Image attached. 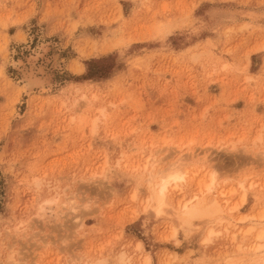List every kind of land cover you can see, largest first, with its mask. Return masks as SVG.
Listing matches in <instances>:
<instances>
[{"label":"rangeland","instance_id":"obj_1","mask_svg":"<svg viewBox=\"0 0 264 264\" xmlns=\"http://www.w3.org/2000/svg\"><path fill=\"white\" fill-rule=\"evenodd\" d=\"M35 1L0 0V264H264V0Z\"/></svg>","mask_w":264,"mask_h":264},{"label":"bare ground","instance_id":"obj_2","mask_svg":"<svg viewBox=\"0 0 264 264\" xmlns=\"http://www.w3.org/2000/svg\"><path fill=\"white\" fill-rule=\"evenodd\" d=\"M55 58V57H53ZM55 64V63H53ZM39 67V66H38ZM40 68V67H39ZM38 68V69H39ZM36 70V71H39V70ZM29 70V69H28ZM26 70V71H28ZM42 70V69H40ZM25 71V69H24ZM35 72V71H34ZM34 72H27V73H21V75L23 74L24 75V78L26 80V89H28V91H30L31 89L33 88H41L43 89V86L44 85H47L46 83V80L42 77H39L37 76ZM42 72L40 71V74ZM42 75V74H41ZM40 75V76H41ZM23 77V76H22ZM48 77V76H47ZM46 78V76H45ZM23 79V78H22ZM24 80V81H25ZM25 84V83H24ZM46 87V86H45ZM24 89V88H23ZM32 91V90H31ZM26 92V91H25ZM28 93V92H27ZM26 94V93H25ZM155 163V162H154ZM204 166V165H203ZM147 167V164H144L143 168L146 169ZM204 168L207 170V167L204 166ZM181 169V168H180ZM179 167L176 168L175 166L173 168H169L167 169L166 171H160V172H153V165L151 166V169L147 172V177H149L147 179V181L149 182V184H151L150 188L152 190V193L153 194V197H154V200H155V203H156V206L157 207H160L164 204V200H165V195H166V192L169 191L168 188L170 186V184H174V188H180L182 183L185 182V175L182 171H180ZM209 169V168H208ZM145 172V171H143ZM142 172V173H143ZM199 172V171H198ZM158 176L160 178V181L159 182H156V183H153V180L155 179V177ZM196 176V175H195ZM206 175H204V178H205ZM244 181V180H243ZM212 183V179L210 181ZM243 183V182H242ZM241 182L239 183L240 185V188L241 189H244L245 187L243 186ZM213 184V183H212ZM212 184H206L205 185V192H210L212 190V187L211 185ZM200 185V184H199ZM251 185V184H249ZM253 185V184H252ZM256 185V184H255ZM246 186V185H245ZM257 186V185H256ZM224 188V187H223ZM252 188V187H251ZM181 189V188H180ZM222 190V189H221ZM221 190H219V193L218 191L216 192V195H214L215 197H212V201H209L208 203L209 204H217V197H219L220 199L222 200H225L228 198V196L226 197V191L225 192H220ZM231 193L232 191L229 190ZM245 191V190H244ZM202 192V191H201ZM232 195V194H231ZM198 199V194H194L192 195V197L190 198V200L182 203L180 206V211L178 212L179 213V216H180V219L181 221L185 222V223H190V221L192 219H196L198 217V211L199 209L198 208V203H192V201H195ZM219 200V199H218ZM220 201V200H219ZM244 201V196L242 198V202ZM196 202V201H195ZM225 202V201H224ZM219 204V202H218ZM226 204V203H225ZM227 205V204H226ZM222 207V206H220ZM237 207L236 206H233L232 208H230L229 210L231 211H234L236 210ZM261 214V213H260ZM260 219H263L264 218V212H262V214L259 216ZM248 218L244 217V218H241V219H238L237 222H240L242 223L243 221H247ZM257 221V220H256ZM260 221V220H258ZM251 222V221H250ZM251 226V225H250ZM174 229V228H173ZM260 229V227L258 228ZM213 231V230H212ZM211 231V232H212ZM253 231V227H250L248 228L244 233H243V236H246L247 234H250L251 232ZM210 232V233H211ZM235 232V231H234ZM256 232V231H255ZM213 233V232H212ZM242 233V231H241ZM172 236L174 237L175 236V232H172ZM256 236V234H255ZM235 235L233 236V239H235ZM210 238V237H209ZM256 239L257 240H262L264 239V229H260V231L257 233V236H256ZM263 241V240H262ZM136 248L139 249L142 247L141 243L140 242H136ZM263 246L261 245H257L255 247V250L258 252L260 249H262ZM254 250V249H253ZM255 252V251H254ZM253 252V253H254ZM256 253V252H255ZM124 255H121L120 256V259H119V262L121 264H124L126 259L123 258ZM119 264V263H118Z\"/></svg>","mask_w":264,"mask_h":264},{"label":"crops","instance_id":"obj_3","mask_svg":"<svg viewBox=\"0 0 264 264\" xmlns=\"http://www.w3.org/2000/svg\"><path fill=\"white\" fill-rule=\"evenodd\" d=\"M57 2H59V0H36V7L34 9V12L30 15L28 19L34 18L36 25H42V27H45V29H47V27L48 29H50V26H52L55 20H57L56 13L52 11ZM19 29L21 31L24 30L22 25L19 27L14 25V37L19 32Z\"/></svg>","mask_w":264,"mask_h":264}]
</instances>
